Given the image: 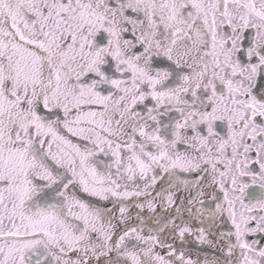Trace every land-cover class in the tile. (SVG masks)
Here are the masks:
<instances>
[{
	"label": "snow or ice",
	"instance_id": "6c2138e0",
	"mask_svg": "<svg viewBox=\"0 0 264 264\" xmlns=\"http://www.w3.org/2000/svg\"><path fill=\"white\" fill-rule=\"evenodd\" d=\"M0 264H264V0H0Z\"/></svg>",
	"mask_w": 264,
	"mask_h": 264
}]
</instances>
